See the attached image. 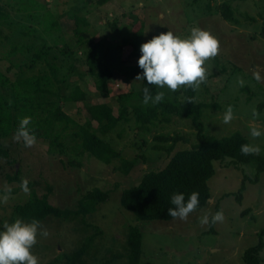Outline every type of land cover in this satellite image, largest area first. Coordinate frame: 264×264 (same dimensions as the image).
<instances>
[{"label":"rangeland","instance_id":"obj_1","mask_svg":"<svg viewBox=\"0 0 264 264\" xmlns=\"http://www.w3.org/2000/svg\"><path fill=\"white\" fill-rule=\"evenodd\" d=\"M31 1L0 0V13L8 16L7 22L0 23V71L10 79L18 80L48 72L41 61L31 63L32 50L16 49L15 53H11L19 46H14L16 42L32 43L34 48L48 45L49 51L44 59L57 64L59 77L66 82L79 77L76 81L85 83L84 89L88 92L85 102L62 101L60 104L65 112L83 123L86 106L101 100L116 112L117 93L130 88L139 89L140 81L127 79L117 70L124 65V60L129 64L136 59L129 55L127 46L119 45L120 39L111 32L109 22L116 19L117 25L127 26L130 31L137 30L143 24V42L167 30L183 37L192 27L198 26L219 41L217 55L208 58L203 65L206 79L196 87L197 102L220 107L222 104L219 111L209 109L211 111L203 120L205 131L217 137L238 131L247 138L248 143L260 146L259 155L264 154V135L254 138L249 134L253 125L264 128V113L253 115L257 103L263 98L261 94L264 91L260 89H264V78L256 80L252 76L253 69L259 66L264 77V0H108L103 4L90 0L86 5L82 4V0ZM33 1L45 5L38 8ZM18 3L24 11H16ZM223 3L231 7V18H236L237 22L224 18L221 12ZM74 10L87 20L90 40L104 38L111 46L117 69L115 78L109 83L108 98L99 99L97 96L94 78L84 63V49L76 46L73 34L75 20L69 15ZM46 11L58 17L62 33L59 37L42 36L44 27L37 15ZM27 14H31V17ZM11 21L15 27L23 24L18 34L8 27ZM68 47L69 54L64 55L63 50ZM240 79L244 80L243 86L252 83V92L256 96L259 94L258 97L244 100L247 94L238 93V88L243 89L237 83ZM3 90L0 86V92L8 97L9 90ZM236 95L241 101H236V106L232 107L233 119L224 123L222 117L226 102L233 101ZM130 122L127 125L119 123L121 126L118 130H123L120 139L117 140L115 134L111 137L114 149L124 158L137 159L127 175L115 169L120 164L118 160L107 165L86 153L79 159L68 154L66 148L72 143L70 139L65 142L66 148L57 153L49 152L47 144L38 137L35 144L25 147L22 142L12 139L14 132L0 136V147L7 151V157L0 159V194H5L7 188H11V192H7L8 200L0 203V224L17 218L12 213L13 207L26 202L32 192L38 197H45L53 206L72 211L87 191L99 188L108 191L110 199L105 204H98L95 212L68 219L47 217L41 222L48 235H38L31 249L39 264L53 259L60 252L72 251V245L77 247L94 234L95 229L85 226L84 222L103 230L102 236L94 235L95 243L99 239L102 243H97L89 251L87 264H101L112 253L122 254L130 226H136L142 235L139 264H245L242 260L245 250L258 242V233L264 229V172L259 174L258 180H244V173L254 178L252 165H243V173L241 169L228 165V159L214 162L215 172L208 179L211 198L206 206L193 210L185 220L137 221L132 213L120 206L121 191L139 182L144 173L164 168L177 150L189 148L195 141V130L188 121L178 117H173L170 124L152 128L148 134L136 129L133 120ZM159 133L180 134L186 142L178 141L171 153L155 151L152 149L155 144L152 137ZM142 140L146 141V146H139ZM140 155L145 156L146 160L141 159ZM25 178L28 180L27 192L20 186ZM242 181L244 190L239 192ZM238 195L241 196L240 201L236 200ZM217 210L223 212L222 222H199L200 216L207 213L211 217ZM117 237L122 239L115 241ZM258 256L260 264H264V247ZM126 262V257H120L110 264Z\"/></svg>","mask_w":264,"mask_h":264},{"label":"trees","instance_id":"obj_2","mask_svg":"<svg viewBox=\"0 0 264 264\" xmlns=\"http://www.w3.org/2000/svg\"><path fill=\"white\" fill-rule=\"evenodd\" d=\"M89 1L82 0V4L86 5ZM106 1L108 0H97L98 4H103ZM30 2L32 1L30 0ZM33 2L38 8L45 5L37 1ZM21 7V4L18 3L16 11H24V8ZM26 8L28 9V7ZM75 10L69 15L75 20L73 34L76 46L84 49V63L94 78L97 96L99 99L108 98L109 83L115 78L114 73L117 69L111 55V46L104 38L90 40L87 20L83 16H78ZM221 12L225 19L237 22L236 18H231L232 9L227 3L222 4ZM27 16L30 18L31 14H27ZM7 17L6 13H0V23L7 22ZM37 17L40 18L39 21L44 27L42 36L59 37L62 34L58 17L52 16L48 11L38 14ZM108 25L115 37L120 39L119 45L127 46L130 49L129 55L136 59L135 62L129 64L126 63L127 60H124V65L117 70L127 79L135 80L136 74L142 71L137 65V59L140 55L139 46L143 42V24L134 31H130L127 26L117 25L116 19L109 22ZM8 27L18 34V29L23 27V24L20 27H15L11 21ZM39 41L41 43V39ZM15 45L19 46L12 49L11 53H15L16 49L32 50L31 63L36 64L41 61L48 72L12 80L0 71V86L4 90H9L8 97L0 92V136H8L15 132L19 119L28 115L32 118L31 126L36 137L47 144L49 152L63 151L62 149L66 148L65 142L70 139L72 143L66 148L68 154H73L79 159L86 153L107 165L118 160L120 164L115 166V169L127 175L137 159L124 158L111 144L113 134L117 140L123 135L122 128L118 130L121 126L119 123L127 125L133 120L136 129L148 134L152 128H156L160 124H170L173 117H178L188 121L191 128L195 130V141L189 148L177 150L164 168L144 173L139 182L121 191L120 206L125 211L132 213L137 221L170 220L173 218L167 214V208L174 207L170 204V196L174 192H183L187 199L189 193L197 191L199 192V205L196 209L206 206L211 198L208 179L215 172L214 162L228 159V165L241 169L243 173V165H252L255 169L254 178H250L244 173V180L245 178L251 181L258 180L259 174L264 172V154L244 155L241 153L240 145L248 143L242 133L235 131L229 135L217 137L205 131L203 120L208 111H219L222 104L220 107L217 104L197 102V88L181 86L175 91H171L169 89L162 90L154 84L147 85L152 94L163 91L164 98L155 105L151 103L145 105L141 101L142 88L146 85L144 81H140L138 90L130 88L117 93L116 112L106 101L100 100L86 106V119L82 123L65 112L60 104L62 101L67 103L85 102L88 97V92L84 89L85 83L76 81L79 77L71 78L68 82L59 77L60 68L57 64L44 59L46 52L49 51L48 45H43L44 48H34L32 43L27 42H16ZM21 47L24 48L20 49ZM69 50L70 47L64 48V55ZM235 73L237 72L235 71ZM252 87H254L252 83H246L243 89L238 88V93L247 94L244 100L249 101L258 97L259 94L256 96L255 92H252ZM260 90L264 91V89ZM261 95L263 98L257 103L255 111L257 116L264 113V94ZM236 101H241L238 95L233 101H227L226 106L235 107ZM210 108L211 110H209ZM152 140L155 142L152 145L153 150L166 153H171L178 141L186 142L180 134L159 133L154 135ZM139 146H146V141L142 140ZM6 157L7 151L0 147V159ZM140 158L146 160L143 155H140ZM13 178L17 179L16 176ZM242 190H244L243 181L239 192ZM109 197L108 191H102L99 188L91 189L79 200L77 208L70 211L53 206L45 197H38L32 192L26 202L13 207L12 213L25 221L37 219L43 222L47 217L68 219L71 216H78V214L86 215L95 212L98 204L109 202ZM236 200L240 201L241 196H236ZM84 224L87 227H93L94 234L80 242L77 247L72 245L70 247L74 248L72 251L60 252L44 264H87L86 257L89 251L95 248L97 243H102L100 239L95 243V236H102L103 230L99 226H93L87 222ZM263 235L264 229L258 233V242L245 250L242 258L245 264H260L258 255L264 247ZM121 239L117 237L115 241ZM141 239L140 230L136 226H130L127 239L123 244L124 252L108 255L101 264H110L111 261L120 257H126L127 264H139L142 253Z\"/></svg>","mask_w":264,"mask_h":264},{"label":"clouds","instance_id":"obj_3","mask_svg":"<svg viewBox=\"0 0 264 264\" xmlns=\"http://www.w3.org/2000/svg\"><path fill=\"white\" fill-rule=\"evenodd\" d=\"M139 51L137 65L142 71L136 74L135 80L144 81L146 85L142 88L141 102L145 105H155L163 100L164 92L157 91L152 94L147 85L154 84L171 91L181 86L198 87L206 79V69L203 65L208 58L217 55L219 41L209 31L194 26L183 37L170 30L154 35L140 44ZM252 76L256 80L264 78L259 66L253 69ZM237 83L243 86L244 80L240 79ZM253 115H256L255 111ZM233 116L232 106L227 105L222 117L223 122H230ZM31 119L28 115L21 117L12 136L13 140L22 142L25 147H30L37 141ZM249 134L254 138L260 137L264 135V128L253 125ZM240 151L244 155L258 154L261 148L258 144L243 143L240 145ZM27 185L28 180L25 178L20 185L25 192L28 191ZM7 192H11L10 187L5 194H0V203L8 200ZM170 204L174 207L167 208V214L185 220L198 207L199 192L192 191L187 199L183 192H174L170 196ZM223 219V212L217 210L211 217L207 213L200 216L199 222L208 224L222 222ZM38 235L46 237L48 232L41 227V222L37 219L25 221L17 217L11 222L0 224V264H39L37 256L31 251Z\"/></svg>","mask_w":264,"mask_h":264},{"label":"water","instance_id":"obj_4","mask_svg":"<svg viewBox=\"0 0 264 264\" xmlns=\"http://www.w3.org/2000/svg\"><path fill=\"white\" fill-rule=\"evenodd\" d=\"M209 200H210V198H209ZM209 200H208V201H209Z\"/></svg>","mask_w":264,"mask_h":264}]
</instances>
